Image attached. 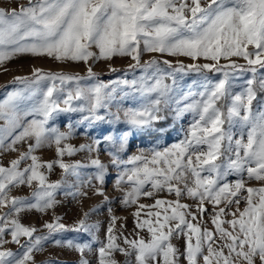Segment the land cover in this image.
Here are the masks:
<instances>
[{
  "label": "snow or ice",
  "instance_id": "snow-or-ice-1",
  "mask_svg": "<svg viewBox=\"0 0 264 264\" xmlns=\"http://www.w3.org/2000/svg\"><path fill=\"white\" fill-rule=\"evenodd\" d=\"M152 52L187 57L193 63L156 58L142 63V54ZM21 55L83 62L88 67L83 76L35 68L31 75L15 77L12 83L17 87L0 101V119L5 121L0 127V152L17 151L16 145L30 138L35 141L8 167L0 166V207L9 209L0 215V264H34L33 253L42 251L49 241L79 253L78 264H90L85 253L92 251L94 243L99 244L97 264H117L115 252L126 257L134 254L135 264H180L181 257L186 264H199L201 259L203 264H255L257 257L264 264V187H246L247 181H264V96L257 98L264 93V74L258 75L264 70V0H204L203 4L202 0H28L27 6L18 9L0 8V65ZM116 56L130 57L134 63L108 82L89 65L90 60ZM233 57L246 63H237ZM200 59L211 63H197ZM222 59L228 63H220ZM130 71L132 79L127 78ZM189 73L199 79L181 92L177 85ZM246 74L250 75L244 79ZM240 80L244 81L241 90L234 91ZM136 99L139 105L125 109L121 120V101ZM253 101L258 105L255 111ZM114 104L116 112L111 110ZM162 105H174V121L191 115L181 138L167 147L154 145L122 158L130 132L151 129L154 122L167 118L160 115ZM73 114L79 118L72 120ZM61 115L69 117L67 131L51 123ZM27 116L33 118L25 124ZM100 123H124L128 130L113 129L79 148L66 143L78 128ZM82 134L91 136L87 130ZM104 141L110 145L105 149L110 165L98 156L88 164L63 160L79 151L98 152ZM53 144L57 159L41 163L34 153ZM22 163L26 166L21 167ZM54 166L63 170L64 177L49 183L41 169L50 172ZM110 167L115 171L114 187L122 190L127 184L129 188L115 200L105 196L102 206L111 214L117 201L124 208L138 205L133 213L135 228L146 227L148 240L139 233L137 239L123 233L118 237L114 231L118 217L110 215L105 240L100 241L98 224L88 222L98 208L71 226L54 216L44 224L43 235H34L39 231L36 227L21 223L22 212L54 209L58 190L73 199L87 194L81 191L84 187L105 195ZM86 168L93 169L87 178L81 172ZM69 176L75 177V183ZM230 176L236 179L230 181ZM34 181L37 187L30 197L9 196L12 187L31 186ZM162 191L174 193L176 201L157 199L150 207H163V215L149 211L155 222L141 221L139 209L145 205L138 204V199ZM183 195L197 201L196 212L179 202ZM205 202L212 205L211 212ZM222 203L224 207H218ZM233 205L235 212L230 210ZM197 213L201 220L207 213L214 232L201 228L200 221L192 222L198 220ZM228 215L232 219L224 220ZM66 233L87 239L64 238ZM181 236L183 252L172 243L173 237ZM22 237L27 238L23 243ZM9 242L19 245V251L4 249Z\"/></svg>",
  "mask_w": 264,
  "mask_h": 264
},
{
  "label": "rangeland",
  "instance_id": "rangeland-1",
  "mask_svg": "<svg viewBox=\"0 0 264 264\" xmlns=\"http://www.w3.org/2000/svg\"><path fill=\"white\" fill-rule=\"evenodd\" d=\"M204 0H202V4ZM21 5L27 6L28 0H0V8L5 10L10 9H18ZM251 50V48H250ZM92 51L97 52L98 50L93 48ZM152 58H156L158 60H169L172 63H175L178 59L182 60L185 64H191L193 61L187 57H173L168 56L166 54L161 53H143L141 56V62L150 60ZM237 63L245 64L246 61L243 58L233 57ZM197 63H211V61H206L204 59H200L196 61ZM134 61L131 60L130 57H113L111 60H99L93 63L91 60L89 61V65L92 66L93 71L99 75V78L105 82L115 79L117 76L122 75L124 70L128 69L130 64H133ZM220 63H228V61L221 60ZM88 65L83 62H58L52 58L47 56H32V55H21L17 56L3 65H0V101H3L7 95L14 90L16 85L12 83L13 79L17 76H28L31 75L33 69L39 68L43 71H52V72H66L72 74H80L86 75ZM119 69L120 71L115 73H110L109 69ZM162 67H165L162 65ZM264 74V70H260L258 75ZM135 75H140V70H136ZM213 79L218 78L216 75L209 73ZM250 74H246L244 79H247ZM128 79L133 78L132 72H128ZM198 76L195 73H189L184 76L178 83L177 87L181 92H187L189 88L193 87V82L198 81ZM171 83V81H168ZM244 81H237V87L234 91H240L241 86ZM195 90V89H193ZM261 96H264V93H258L257 98L259 99ZM117 98H120V94H117ZM141 101L139 99L136 100H122L119 104V115L121 120L124 119V110L128 108H134L139 105ZM174 105L163 106L160 115L167 117L166 119L160 120L158 122H154L151 129L147 130H135L129 133L128 136V146L126 150L121 153L122 158L127 159L128 156L137 154L138 149H148L153 147L154 145H158L159 147H167L172 143L178 141L181 138V130L187 128L189 121L191 120L190 114H185L180 120L174 121L172 119V108ZM258 105L256 101H253V110H257ZM113 112L117 111V105H113ZM104 110H101V114H103ZM33 117L27 116L23 123H27ZM79 118L78 114H73L71 119L76 120ZM69 117L66 115H61L57 118V120L51 122L55 123L57 127H59L60 131H67V122ZM5 121L0 119V127H3ZM113 129H119L121 132L127 131L128 126L124 123L110 125V124H96L92 127H88L87 125L78 128L75 131V135L66 141V143L71 144L75 148H79L80 145L89 144L92 142V137H99L107 135L109 132H112ZM163 129V131H159ZM87 130L91 133V136H85L82 133ZM19 131V129L17 130ZM15 135V133H14ZM11 139V138H9ZM34 139H27L24 142H21L16 145L17 151H8V152H0V166L8 167L10 162L13 159H17L20 155V152H26L29 144H33ZM63 146V145H62ZM110 145L107 141H104L99 146V151H93L88 153L86 151L76 152L74 155H65L63 160L65 163H75L80 162L82 164H88L90 159L97 158L105 163L110 165L111 157L106 151V148H109ZM40 158L41 163H47L57 159L56 156V146L55 144L49 146L42 147L38 149L35 153ZM26 163H31V161H27ZM26 166L25 163L21 164V167ZM41 171L45 172L47 175V179L49 183H54L60 181L64 177L63 170L54 166V168L49 172L47 169H41ZM93 171L91 168L82 169V175L85 178ZM110 177L107 180V183L104 186L105 195L96 194L95 189L91 187H84L81 191L87 193L86 195L79 196L73 199L71 196H65L63 191L58 190L56 194V199L59 203L56 205L54 209H50L45 213H39L35 210L25 211L20 214V221L25 226H34L39 231L34 235H43L47 230L44 228V224L48 222H52L54 216L62 217V223L65 225L71 226L76 224L80 219L84 217L85 213L91 212L92 209H99V211L92 212L88 218L89 223L98 224L99 230L96 232V236L100 241L105 240V233L107 231V227L110 220V215H114L118 217L115 222V234L119 237L121 233L124 236H127L129 239H137L136 233H139L140 237H143L145 240L149 239V233L147 232V228L145 227L143 230L135 228V220L133 213L137 212L138 205H132L131 207H121L119 202H115L112 204V212L111 214L107 211V206L103 205L105 196H107L110 200H115L117 197L123 195V190H127L129 185H122V190H118L114 187V178L115 171L110 167ZM230 181L235 180V176H230L228 178ZM68 180L72 183H75V177H68ZM95 183V181H94ZM182 186V185H181ZM37 183L34 181L31 186L21 185L17 187H12L9 191L10 197H30L31 193L36 189ZM246 187L260 188L264 187V181H256L250 180L246 182ZM246 195V192L244 193ZM157 199L165 200V201H176L177 197L174 193H168L167 191L157 192L153 197H144L141 196L138 199V204L145 205L144 208L139 209L140 216L139 219L150 220L151 222H155V217H150L148 215L149 211L156 212L160 211L163 215V207L157 209L154 206ZM179 202L184 205H188L192 212H196V204L197 201L189 198L187 195L181 196ZM167 205H165L166 207ZM245 206V202L242 200L240 203V209L242 210ZM204 207L211 212L212 205L205 202ZM218 207H224V204H220ZM232 212L236 211L235 205H233L230 209ZM8 207H0V215H3L5 212H8ZM229 211V209H226ZM238 215V214H237ZM198 220L192 221L193 223H197L200 221L201 228L207 227L209 230L214 232V225L211 222V219L208 217L207 213L204 214L202 220L200 219V214L197 213ZM162 218V216H161ZM224 220L232 219L230 215L224 216ZM123 225V228L121 227ZM228 227V225H224ZM135 229V231H133ZM64 238H71L75 240H83L87 239V237H82L76 233H66L64 234ZM6 240H11L10 235L5 236ZM27 238L22 237L21 243H23ZM215 239V236H214ZM118 242L123 247H127V245L123 244L122 240H118ZM172 243L180 249L181 252L184 251L185 248V238L181 236L180 238L173 237ZM219 243V241H217ZM215 246V245H214ZM99 247V244L94 243L92 245V251L85 253L86 258L90 261V264H97V251L96 249ZM4 249H10L13 252L19 251V245L16 243L9 242L3 246ZM2 250V249H0ZM227 249H225V253ZM206 254V253H205ZM113 258L116 260L117 264H126V261H129L130 264H135V256L134 254L130 257H126L125 255L115 252L112 254ZM34 264H78L80 259V254L74 250H70L64 247L54 246L51 241L47 242L42 251L34 252ZM32 264V262H30ZM180 264H186V261L183 257H181ZM199 264H203L202 259L199 261ZM255 264H260L259 258L255 259Z\"/></svg>",
  "mask_w": 264,
  "mask_h": 264
}]
</instances>
